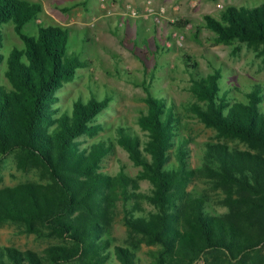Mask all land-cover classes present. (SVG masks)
Here are the masks:
<instances>
[{
  "label": "trees",
  "instance_id": "16d2710c",
  "mask_svg": "<svg viewBox=\"0 0 264 264\" xmlns=\"http://www.w3.org/2000/svg\"><path fill=\"white\" fill-rule=\"evenodd\" d=\"M41 10L36 0H0V66L8 82L0 83V161L15 153L19 168H39L45 179L0 188V222H25L60 242L41 253L0 245V264H264V82L237 88L242 97L233 96L230 87L221 88L222 65L201 73L183 52L195 98L186 110L244 147L206 141L199 164L191 165V138L176 131L174 103L146 86V109L137 119L145 139L129 125L115 129L116 143L140 168L135 178L124 167L112 176L101 170V159L113 142L98 138L82 145L79 139L104 129L94 117L112 95L90 93L70 110L56 104L57 91L87 62L68 50V27L37 23L33 32L24 29ZM203 20L216 43L264 48V0L228 4ZM7 22L23 45L5 55L1 25ZM197 178L221 190V211L206 190L189 188ZM139 179L152 185L151 193L131 194L155 210L135 216L124 205L123 223L149 247L146 261L140 243L112 244L106 235L117 198L127 199Z\"/></svg>",
  "mask_w": 264,
  "mask_h": 264
},
{
  "label": "rangeland",
  "instance_id": "374dc122",
  "mask_svg": "<svg viewBox=\"0 0 264 264\" xmlns=\"http://www.w3.org/2000/svg\"><path fill=\"white\" fill-rule=\"evenodd\" d=\"M36 1L41 3L42 10L25 24L24 29L33 32L37 23L68 27V50L87 62L86 66L77 69L72 80L65 82L57 91L59 100L56 104L70 110L75 99H85L90 93H95L97 97L105 93L112 95L107 107L94 117L104 129L94 137H79L82 145L98 138L113 142L112 151L101 159L102 171L114 176L124 167L131 178L137 175L140 167L116 143L115 129L119 124H126L145 139L137 119L146 109V86L152 95H164L167 101L174 103V109L180 116L176 131L191 138V165L199 164L206 141L244 147L237 137L223 135L186 110V104L195 98L188 90L190 74L180 57L183 52L189 54L197 61L196 71L201 73L210 71L212 65H222L221 88L230 87L231 94L236 97H242L237 88H245L255 81L264 82L263 44L238 40L229 44L216 43L214 33L205 27L203 20L204 14L217 17L218 12L228 4H254L261 0ZM1 28L4 35L1 51L5 55L11 47L23 45L11 22L4 23ZM3 71L4 67L0 66V83L8 85ZM44 180L39 168H19L15 153L3 156L0 161V188ZM135 188L132 190L130 186L127 199L122 196L117 198L106 235L111 238L112 244L140 243L139 254L146 261L145 253L149 247L140 241L139 234L127 230L123 214L124 205L135 216L147 215L155 210L148 200L131 194H150L152 185L139 179ZM189 188L206 190L217 210L223 209L217 206L222 192L213 188L211 183L197 178L190 182ZM58 242L60 239L51 236L46 229L38 227L29 230L26 223L20 221L0 222V245H14L41 253L45 247Z\"/></svg>",
  "mask_w": 264,
  "mask_h": 264
}]
</instances>
